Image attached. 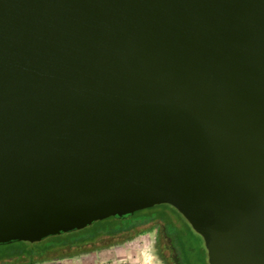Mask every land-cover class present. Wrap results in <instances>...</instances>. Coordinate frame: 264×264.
<instances>
[{"label":"water","instance_id":"water-1","mask_svg":"<svg viewBox=\"0 0 264 264\" xmlns=\"http://www.w3.org/2000/svg\"><path fill=\"white\" fill-rule=\"evenodd\" d=\"M160 205L264 264V0H0V245Z\"/></svg>","mask_w":264,"mask_h":264},{"label":"rangeland","instance_id":"rangeland-1","mask_svg":"<svg viewBox=\"0 0 264 264\" xmlns=\"http://www.w3.org/2000/svg\"><path fill=\"white\" fill-rule=\"evenodd\" d=\"M160 211H164L167 219L179 227L178 235L181 244L179 246L183 247V257L186 256L191 259L194 264H209L204 240L193 230L187 220L177 210L175 211L169 206L166 209L160 208ZM136 218H141V216L137 215ZM165 221L167 220L162 218L155 219L148 226L138 230L145 229V232L142 230L133 239L127 241L123 239L111 240L108 236H101L93 246H88L87 250H77L74 253H68L72 255L70 258H64V256L68 255L64 254V251L56 250L47 256L46 260L38 264H62L58 262L62 258L65 259V264H165L157 255L155 249L157 240L161 239L164 234L163 232L160 233V228L162 229L165 226ZM96 225L97 223H94L89 227L91 229L90 233L94 232ZM169 226L170 230L175 231L172 226ZM164 237L169 250L165 257L170 260L171 264H181L182 261L178 251L175 248H171L170 239L166 238V236ZM57 238L45 239L42 241L43 245L55 244L58 242ZM179 241L177 240L178 243ZM10 245H15V243L0 246V260L9 252L10 249H7V246ZM16 247H18V244H16ZM5 263V261H0V264Z\"/></svg>","mask_w":264,"mask_h":264},{"label":"trees","instance_id":"trees-1","mask_svg":"<svg viewBox=\"0 0 264 264\" xmlns=\"http://www.w3.org/2000/svg\"><path fill=\"white\" fill-rule=\"evenodd\" d=\"M167 206L169 205H160L151 209L137 212L132 216H126L122 218L114 217L104 221L96 222V229H94V232L92 233H90L91 229H89L88 227L81 231L63 234L61 236H55L58 237L56 239L58 242L47 246L43 245V242L34 244L26 242H15V245L7 246V249L10 250L7 254H5L4 257H2L0 261H5V264H38L46 260L45 258H48L47 256H49L52 252H55L56 250H62L64 251V254H68L72 247L75 246L78 247L80 251L87 250L88 244L95 243L97 239L101 236H108L114 238L115 240L118 237L122 236L123 240H131L140 232H142V230L145 232V229L138 231L140 228L148 226L155 219L162 218L167 220L165 221V236L170 239L171 248H175L178 251L179 257L182 261L181 264H194L191 259L187 258L186 256L183 257V247L179 246L181 245L179 241L180 238L178 235L179 227L175 226L174 223L171 222V220L167 219V216L164 211H160V208L166 209ZM174 210L176 211V209ZM137 215H140L141 218L137 219ZM169 225H171L172 228L175 229V231L172 229L170 230L168 228ZM162 237L164 236L162 235ZM49 239H51V237ZM177 240L179 241V243L177 242ZM16 244H18V247H16ZM157 244L161 245L162 247L165 244V248H168L167 242L164 239L159 238ZM162 254L163 255L157 253L163 263L171 264L170 260L165 257L166 252L165 254ZM70 257H72L71 254L64 256V258Z\"/></svg>","mask_w":264,"mask_h":264},{"label":"flooded vegetation","instance_id":"flooded-vegetation-1","mask_svg":"<svg viewBox=\"0 0 264 264\" xmlns=\"http://www.w3.org/2000/svg\"><path fill=\"white\" fill-rule=\"evenodd\" d=\"M164 231H166V226H164L162 229L160 228V233H164L165 234V232ZM163 234V235H164ZM162 235V234H161ZM165 236V235H164ZM111 240H115L114 238H111V237H109ZM167 238V237H166ZM119 239H123L122 238V236L121 237H118L116 240H119ZM161 239H164L165 240V237H161ZM158 241V240H157ZM95 243H90V244H88V246L89 247H91V246H93ZM155 249H156V252L157 253H160L161 255H163L162 253H164L165 254V252L167 253V252H169V250H168V248L166 247L165 248V244H164V246L162 247L161 245H158L157 244V242H156V245H155ZM77 250H79V248L78 247H72V249L70 250V252L69 253H74V252H76Z\"/></svg>","mask_w":264,"mask_h":264},{"label":"crops","instance_id":"crops-1","mask_svg":"<svg viewBox=\"0 0 264 264\" xmlns=\"http://www.w3.org/2000/svg\"><path fill=\"white\" fill-rule=\"evenodd\" d=\"M59 263H62V264H65L66 262H65V259H62V260H60V261H58Z\"/></svg>","mask_w":264,"mask_h":264}]
</instances>
